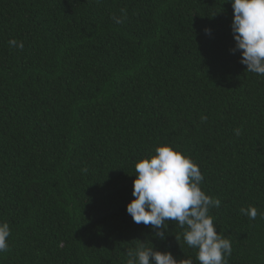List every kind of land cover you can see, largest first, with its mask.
I'll use <instances>...</instances> for the list:
<instances>
[{
    "label": "trees",
    "instance_id": "1",
    "mask_svg": "<svg viewBox=\"0 0 264 264\" xmlns=\"http://www.w3.org/2000/svg\"><path fill=\"white\" fill-rule=\"evenodd\" d=\"M232 18L228 0H0V264H127L141 241L199 264L178 224L160 240L126 210L163 143L221 201L228 264H264V76Z\"/></svg>",
    "mask_w": 264,
    "mask_h": 264
},
{
    "label": "clouds",
    "instance_id": "2",
    "mask_svg": "<svg viewBox=\"0 0 264 264\" xmlns=\"http://www.w3.org/2000/svg\"><path fill=\"white\" fill-rule=\"evenodd\" d=\"M232 5L231 30L239 51L240 63L246 71L264 76V0H228ZM123 23L119 17H113ZM210 29L205 32L210 34ZM9 46L23 49L22 41L9 40ZM202 119H204L202 117ZM239 135L240 130L236 129ZM204 180L200 167L178 147L163 143L154 153L135 163L133 199L127 203V213L136 224L152 229V235L166 239L169 221L178 224L188 247L197 250L199 264H228L232 253L231 241L217 232L210 209L219 208L221 201L210 197L202 188ZM240 212L255 219L258 210L254 206L241 208ZM264 216V213H260ZM10 225L0 222V253L9 249ZM179 242V237L176 236ZM127 264H192L191 259H177L171 251H160L153 244L142 241L127 252Z\"/></svg>",
    "mask_w": 264,
    "mask_h": 264
}]
</instances>
